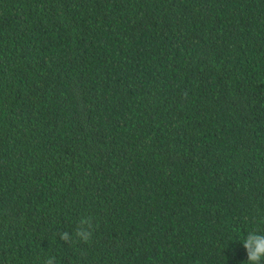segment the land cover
Returning a JSON list of instances; mask_svg holds the SVG:
<instances>
[{
	"label": "trees",
	"instance_id": "obj_1",
	"mask_svg": "<svg viewBox=\"0 0 264 264\" xmlns=\"http://www.w3.org/2000/svg\"><path fill=\"white\" fill-rule=\"evenodd\" d=\"M252 231L264 0H0V264H248Z\"/></svg>",
	"mask_w": 264,
	"mask_h": 264
},
{
	"label": "clouds",
	"instance_id": "obj_2",
	"mask_svg": "<svg viewBox=\"0 0 264 264\" xmlns=\"http://www.w3.org/2000/svg\"><path fill=\"white\" fill-rule=\"evenodd\" d=\"M86 225L88 227H86ZM90 218H86L81 222V225L77 228L75 236L84 242H88L91 239L92 232L89 231ZM60 239L65 242L71 240V236L68 232L60 234ZM243 246L247 250L248 264H264V233L252 231L247 233L242 240ZM54 257L49 258L46 264H54Z\"/></svg>",
	"mask_w": 264,
	"mask_h": 264
}]
</instances>
